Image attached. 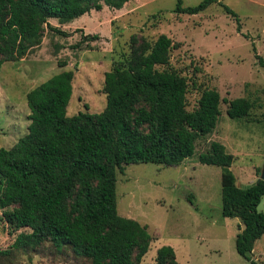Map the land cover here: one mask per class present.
Returning <instances> with one entry per match:
<instances>
[{
    "label": "trees",
    "instance_id": "obj_1",
    "mask_svg": "<svg viewBox=\"0 0 264 264\" xmlns=\"http://www.w3.org/2000/svg\"><path fill=\"white\" fill-rule=\"evenodd\" d=\"M128 1L0 0V67L38 45L47 20L66 24L103 6L119 10ZM212 3L215 0H203L181 8L176 0L174 13L193 16ZM222 10L235 18L228 8ZM172 46L164 35L151 44L137 45L131 39L128 56L103 75L105 104L97 114L66 116L70 71L26 93V132L10 148L0 149V217L11 232H27H19L8 249L0 250V264H10L17 252L34 251L44 243L56 251L67 249L87 264L141 263L150 237L144 226L117 215L116 172L131 164H181L219 116L220 99L214 90H203L195 108L186 111V80L166 68ZM251 107L248 99H233L225 114L242 119ZM232 161L216 142L197 157L199 164L219 169L220 216L239 221L234 250L248 260L264 234V211H255L264 183L236 187ZM154 264H176L172 249L158 248Z\"/></svg>",
    "mask_w": 264,
    "mask_h": 264
},
{
    "label": "rangeland",
    "instance_id": "obj_2",
    "mask_svg": "<svg viewBox=\"0 0 264 264\" xmlns=\"http://www.w3.org/2000/svg\"><path fill=\"white\" fill-rule=\"evenodd\" d=\"M179 1L187 8L203 0ZM175 6L176 0H131L124 10L103 6L88 18L66 24L47 20L38 45L0 67V149L10 148L25 134V95L31 89L70 71L66 116L97 114L105 104L103 75L128 56L130 40L151 44L164 35L173 45L166 68L187 83L186 111L195 108L203 90H214L220 99L219 116L181 164H131L116 172V213L144 226L150 237L140 264H154L155 252L163 246L172 249L176 264H264V234L248 260L236 254L234 238L241 227L237 219L220 216L219 169L197 162L210 142L219 143L233 157L230 172L241 186L253 183L264 164V0H215L193 16L175 14ZM237 98L248 99L252 107L247 117L229 119L227 102ZM19 232L27 230L11 232L0 217V250L8 249ZM10 264L87 262L44 243L34 251L17 252Z\"/></svg>",
    "mask_w": 264,
    "mask_h": 264
},
{
    "label": "water",
    "instance_id": "obj_3",
    "mask_svg": "<svg viewBox=\"0 0 264 264\" xmlns=\"http://www.w3.org/2000/svg\"><path fill=\"white\" fill-rule=\"evenodd\" d=\"M258 182H263V183H264V164L261 166L259 172L257 173V177H256V179L254 180V182H253V183H250V184H248V185H245V186H243V187H241V188H243V189H247V188H249L251 185L256 184V183H258ZM263 202H264V195H262V196L260 197V199H259V201H258V204L256 205L255 211H256L257 213H259V212H263V211H264V208H263Z\"/></svg>",
    "mask_w": 264,
    "mask_h": 264
},
{
    "label": "crops",
    "instance_id": "obj_4",
    "mask_svg": "<svg viewBox=\"0 0 264 264\" xmlns=\"http://www.w3.org/2000/svg\"><path fill=\"white\" fill-rule=\"evenodd\" d=\"M131 1V0H130ZM130 1H128L127 3H125L124 5H123V10H124V6H126ZM101 10H102V8H101ZM100 10V11H101ZM120 10V9H119ZM117 11V10H116ZM95 12V11H94ZM99 11H97V12H95V13H98ZM91 15V11L88 13V14H85V15H82V16H80V17H78V18H76V19H74V20H79L80 18H84V17H86V18H88L89 16ZM73 21V20H72ZM82 26V24H80V25H77V26H74V28H76V27H81ZM233 162V161H232ZM232 164V163H231ZM260 170V169H259ZM248 183H250V182H248ZM235 185H236V182H235ZM248 185V184H247ZM236 187H239V188H241V187H243V186H241V185H236ZM241 227V226H240ZM251 252H252V250H251ZM250 254H252V253H250ZM257 256V255H256Z\"/></svg>",
    "mask_w": 264,
    "mask_h": 264
},
{
    "label": "built area",
    "instance_id": "obj_5",
    "mask_svg": "<svg viewBox=\"0 0 264 264\" xmlns=\"http://www.w3.org/2000/svg\"><path fill=\"white\" fill-rule=\"evenodd\" d=\"M263 208H264V202H263Z\"/></svg>",
    "mask_w": 264,
    "mask_h": 264
}]
</instances>
